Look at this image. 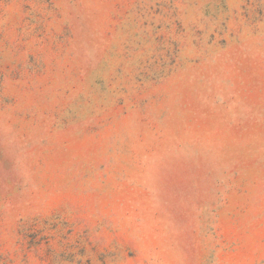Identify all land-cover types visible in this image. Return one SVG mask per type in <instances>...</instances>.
<instances>
[{"label":"rangeland","instance_id":"374dc122","mask_svg":"<svg viewBox=\"0 0 264 264\" xmlns=\"http://www.w3.org/2000/svg\"><path fill=\"white\" fill-rule=\"evenodd\" d=\"M0 264H264V0H0Z\"/></svg>","mask_w":264,"mask_h":264}]
</instances>
